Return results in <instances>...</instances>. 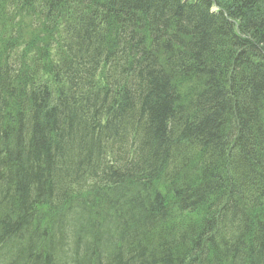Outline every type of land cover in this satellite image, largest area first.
I'll return each mask as SVG.
<instances>
[{
    "label": "trees",
    "instance_id": "obj_1",
    "mask_svg": "<svg viewBox=\"0 0 264 264\" xmlns=\"http://www.w3.org/2000/svg\"><path fill=\"white\" fill-rule=\"evenodd\" d=\"M0 264H264V0H0Z\"/></svg>",
    "mask_w": 264,
    "mask_h": 264
},
{
    "label": "rangeland",
    "instance_id": "obj_2",
    "mask_svg": "<svg viewBox=\"0 0 264 264\" xmlns=\"http://www.w3.org/2000/svg\"><path fill=\"white\" fill-rule=\"evenodd\" d=\"M25 21L27 22V19H25ZM24 38L28 37L27 33H25V31L23 32Z\"/></svg>",
    "mask_w": 264,
    "mask_h": 264
}]
</instances>
